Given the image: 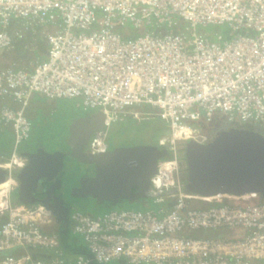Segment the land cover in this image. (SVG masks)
I'll return each instance as SVG.
<instances>
[{
  "label": "built area",
  "instance_id": "built-area-1",
  "mask_svg": "<svg viewBox=\"0 0 264 264\" xmlns=\"http://www.w3.org/2000/svg\"><path fill=\"white\" fill-rule=\"evenodd\" d=\"M13 19L21 24L15 30L19 36L35 22L59 28L48 34L47 58L35 59L31 70H0V101H5L0 127L8 124L14 133L10 157L0 160L11 182L0 207V264H65L61 257L44 261L29 251L10 252L58 244L57 235L33 219L50 214L49 203L19 208L8 199L17 179L11 171L27 163L20 147L31 135L25 109L35 92L78 99L82 110L104 115L91 153L105 152L104 138L115 121L159 117L169 133L158 141L169 156L158 162L152 179L156 208L68 214L72 230L86 243L74 264L120 259L128 264H264V200L243 203L239 198L254 196L231 197L239 201L232 203L188 192L179 144L197 140L194 122L211 123L216 115L232 125L264 127V0H0V51L13 46L7 30ZM224 24L231 28L230 38L218 33L213 39L197 28ZM118 27L139 34L127 37ZM145 104L156 110L143 109ZM196 200L210 203L196 207ZM224 229L245 234H199Z\"/></svg>",
  "mask_w": 264,
  "mask_h": 264
},
{
  "label": "water",
  "instance_id": "water-1",
  "mask_svg": "<svg viewBox=\"0 0 264 264\" xmlns=\"http://www.w3.org/2000/svg\"><path fill=\"white\" fill-rule=\"evenodd\" d=\"M103 127L104 115L100 112L79 117L69 127L71 151L50 152L40 147L36 152L26 153L27 163L17 173L20 200L27 204L44 201L36 196L38 183L55 179L50 193L61 204L67 225L68 208L54 193L61 184L56 176L64 166L65 157L90 165L94 172V177L85 176L76 188L80 197L99 198L115 206L157 194L152 179L158 162L167 155L166 148H161L158 142L140 143L117 146L109 152L88 153L91 135ZM182 149L188 192L206 198L254 196L264 200L263 133L246 127H229L218 130L207 142L191 139ZM6 179L7 170L0 167V183ZM51 211L56 212L53 208Z\"/></svg>",
  "mask_w": 264,
  "mask_h": 264
},
{
  "label": "crops",
  "instance_id": "crops-1",
  "mask_svg": "<svg viewBox=\"0 0 264 264\" xmlns=\"http://www.w3.org/2000/svg\"><path fill=\"white\" fill-rule=\"evenodd\" d=\"M57 24L58 23H51L47 21H41L38 23L35 22L32 26H30L29 29L22 30L20 33L21 36H19L17 32H15V30L19 28L21 24L19 20L13 19L10 23V26L7 28V30L13 35V46L0 51V70L8 67L31 70L32 63L35 59L45 60L47 58L49 49L48 34L54 32L59 28ZM121 28L122 27H118L117 29L127 37L133 36L136 33L135 29L130 30V28H128L127 30H125V28ZM6 102L14 107L19 106L18 103L13 99H8ZM4 103L5 101H0V106ZM77 103H79L78 99H51L42 93H33L25 109L26 115L32 122V131L30 137L20 147L21 152H23L24 154L28 152H36L40 147H44L50 152L71 151L73 149L69 141L71 135L69 127L71 123L79 117L88 116L93 113L92 111L86 112L82 110L77 106ZM231 125L232 124H229L227 128H229V126ZM94 140H99V138L96 137L95 134H92L91 141ZM104 140L106 142L105 138ZM61 142L62 144L58 145ZM13 147V130L10 125L5 124L0 127L1 161H5L10 157ZM87 152L91 153L90 144L87 145ZM89 166L90 165L82 163L72 157L64 158V166L56 176L60 178L61 184H59V187L55 188L54 193L59 195L65 206L68 203H73V201L71 200L72 198L80 197L76 191V188L80 187L82 180L87 175L88 169H91ZM18 172L19 170L17 169H13V171H11V173H14V175L16 176ZM47 180L48 179H45V181L43 182V185H45V187L50 184V181L52 183L54 182L53 180ZM44 190L45 189L42 188V185L39 184V186L37 187L36 196L40 199H44L46 197V192ZM69 190L71 199L66 196L64 197L63 195V192L67 193V191L69 192ZM19 191V184L18 182H15L13 187L11 188V191H9L8 199L12 205L22 208L27 203H23L20 200ZM73 193L75 195H73ZM88 197L89 199H87V202L94 210L90 212V215H94L99 211L114 206L112 203H107L102 199L90 196ZM39 201L37 200L35 202L37 203ZM51 201H54L53 203L60 205L55 206L52 203L48 204L50 209L53 208L56 212H51L47 215L38 213L34 215L33 219L45 232L57 235L58 244L56 248L49 249L45 247H35L29 248L28 250L25 248L17 247L12 249L10 252L15 255H22L29 251L37 259L50 261L61 257L64 259L65 264H74L77 260L78 255L83 254L86 250L85 240L81 234L75 233L72 230L71 224L69 225V227L67 225H64V210L61 207L59 201L53 197H51ZM148 201L149 200L140 199L138 202H136V205L133 206L137 207V205H140L143 207V205L145 206L153 204L152 199L149 202ZM201 203V201H194L192 205L196 207L206 206L203 204L201 205ZM121 206H131V202L125 201L115 205V207ZM0 219L2 221L4 217L1 215ZM199 234L207 236L224 235L235 237L242 236L243 234H245V231L242 229H224L215 231L205 230L200 231ZM108 264L128 263L125 260L120 259L112 260Z\"/></svg>",
  "mask_w": 264,
  "mask_h": 264
},
{
  "label": "rangeland",
  "instance_id": "rangeland-1",
  "mask_svg": "<svg viewBox=\"0 0 264 264\" xmlns=\"http://www.w3.org/2000/svg\"><path fill=\"white\" fill-rule=\"evenodd\" d=\"M127 30L130 27H122ZM121 28V29H122ZM198 31L202 34H207L213 39L216 38V35L218 33H221L223 37L230 38V31L231 28L227 25H197ZM135 34H139V30L135 31ZM143 109L148 110L150 112H154L156 108L152 107L151 105H143ZM217 121V122H216ZM240 123V122H239ZM239 123H233V125L229 126H241V127H246L250 128L256 131H259L261 133H264V127L259 125V124H253V125H243ZM198 126V134L196 136L197 140L202 141V142H207L212 139L213 134L222 129H227V126L230 124L227 119L224 116H216L214 121L211 123H202L199 121L194 122ZM221 125V126H220ZM95 134V132L93 133ZM168 129L163 121L159 117H155L149 120H142V121H137L134 119L131 120H125V121H115L112 122L107 130V134L105 136L106 139L109 140H114L113 145H123L122 143H127V144H140V143H157L163 136L168 135ZM121 142V143H118ZM59 143V142H58ZM57 143V144H58ZM185 141L182 140L179 142L180 147H184ZM62 142L58 145H61ZM101 147H103L101 145ZM110 149V148H109ZM105 152H107L105 150ZM180 155H183V152L180 153ZM16 182L19 181L16 179ZM14 196V195H13ZM220 201H231L234 200V198L231 197H218ZM241 202L243 203H253L258 201V197H246V198H239ZM196 201H201V205H208L210 202L204 201V200H196ZM212 201H217L212 200Z\"/></svg>",
  "mask_w": 264,
  "mask_h": 264
},
{
  "label": "trees",
  "instance_id": "trees-1",
  "mask_svg": "<svg viewBox=\"0 0 264 264\" xmlns=\"http://www.w3.org/2000/svg\"><path fill=\"white\" fill-rule=\"evenodd\" d=\"M264 134V133H263ZM114 141V140H113ZM112 140H107V142H106V144L108 143V145H111V144H113L114 142H113ZM124 144V143H123ZM107 145V146H108ZM124 145H128V144H124ZM168 156H169V154L168 155H166L165 157L166 158H168ZM181 165H182V168H183V170H185V162H184V158L182 157L181 158ZM87 177H94V172L91 170V169H88V172H87V175H86ZM182 177L183 178H187V175H186V171L185 172H183V175H182ZM64 190V189H63ZM70 190H69V192L67 191V193H64L63 192V195H64V197L66 196V197H68L69 199H71L70 198ZM67 194V195H66ZM87 199H89V197L88 198H81V197H74V198H72L71 200L73 201V203L72 204H70V203H68V204H66V206H67V208H68V213H69V215H70V213H72L73 211H81V212H83V213H87V214H90V212H92V211H94L93 210V208L90 206V204L87 202ZM152 198H150V199H143V200H151ZM148 201V202H149ZM228 202V201H227ZM230 202H232V203H237V202H239V201H237V200H232V201H230ZM88 203V204H87ZM133 205H136V202H131V206H121V207H115V206H113V207H109V208H106V209H104V210H102V211H99V212H97L96 214H94V216L95 215H98L99 213H102V212H104V211H106V210H109V209H112V208H122V207H125V208H136V209H148V208H156L155 207V205L154 204H150V205H143V207L142 206H138L137 205V207H135V206H133ZM91 215H93V214H91ZM0 223H1V220H0ZM71 224V221L69 220V222H68V224H67V226L69 227V225Z\"/></svg>",
  "mask_w": 264,
  "mask_h": 264
},
{
  "label": "flooded vegetation",
  "instance_id": "flooded-vegetation-1",
  "mask_svg": "<svg viewBox=\"0 0 264 264\" xmlns=\"http://www.w3.org/2000/svg\"><path fill=\"white\" fill-rule=\"evenodd\" d=\"M232 127H241V126H232ZM95 132V131H94ZM93 132V133H94ZM217 132V131H216ZM215 132V133H216ZM215 133L213 134V136L215 135ZM212 136V137H213ZM106 139V138H105ZM107 140L108 139H106V142H107ZM118 143H121V142H118ZM90 144V143H89ZM123 144V143H122ZM108 143L106 144V151H111V150H113L115 147H117V146H123V145H119V144H117V145H113V144H111V145H108ZM129 145V144H128ZM131 145H133V144H131ZM110 148V149H109ZM183 152V150H181V153ZM54 182L52 183L51 181H50V184L48 185V186H46L45 187V185H43V182L45 181V180H41V181H39V183H38V186H39V184L40 185H42V188L43 189H45L44 191L46 192V197L43 199L45 202H47V203H52V204H54L55 206H57L58 204H55V203H53L54 201H51V194H50V191H51V187L55 184V179H52ZM47 181H49V180H47ZM58 206H60V205H58Z\"/></svg>",
  "mask_w": 264,
  "mask_h": 264
},
{
  "label": "bare ground",
  "instance_id": "bare-ground-1",
  "mask_svg": "<svg viewBox=\"0 0 264 264\" xmlns=\"http://www.w3.org/2000/svg\"><path fill=\"white\" fill-rule=\"evenodd\" d=\"M10 181H4V182H1L0 183V207L2 205H4V201H3V198L5 197V194L7 192V189L9 188L10 186ZM209 199V198H208Z\"/></svg>",
  "mask_w": 264,
  "mask_h": 264
}]
</instances>
